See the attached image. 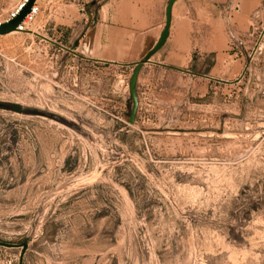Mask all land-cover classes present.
Here are the masks:
<instances>
[{
    "label": "rangeland",
    "instance_id": "1",
    "mask_svg": "<svg viewBox=\"0 0 264 264\" xmlns=\"http://www.w3.org/2000/svg\"><path fill=\"white\" fill-rule=\"evenodd\" d=\"M239 8L210 81L156 64L133 123L135 66L0 40V264H264V0Z\"/></svg>",
    "mask_w": 264,
    "mask_h": 264
},
{
    "label": "crops",
    "instance_id": "2",
    "mask_svg": "<svg viewBox=\"0 0 264 264\" xmlns=\"http://www.w3.org/2000/svg\"><path fill=\"white\" fill-rule=\"evenodd\" d=\"M19 1L0 0V21H6L10 11ZM39 5L33 18L24 19L22 29L0 34V40L18 33L33 35L47 45L57 38L70 42L64 45L63 54L81 64L89 60L98 63L104 72L118 71L141 61L156 44L166 24L169 0H94L95 17L89 25L88 11H81L83 3L75 2L77 14L66 13L67 0H35ZM70 1V0H69ZM227 0H175L169 34L163 45L144 62L137 86L148 80L151 68L160 63L174 70L185 72L197 60L202 59L207 72L203 80L210 81L215 67V57L226 49V20L222 6ZM242 18L250 14L259 0H239ZM71 2V1H70ZM20 4V3H19ZM18 4V6H19ZM60 14V16H58ZM236 22L239 21L236 19ZM73 42V44H72ZM55 52L47 50L46 55ZM212 58L210 65L209 58ZM149 67V68H147ZM150 79V78H149Z\"/></svg>",
    "mask_w": 264,
    "mask_h": 264
},
{
    "label": "water",
    "instance_id": "3",
    "mask_svg": "<svg viewBox=\"0 0 264 264\" xmlns=\"http://www.w3.org/2000/svg\"><path fill=\"white\" fill-rule=\"evenodd\" d=\"M34 1L35 0H26L24 2L23 8L20 10V12L16 16L9 18L6 21L0 22V34L9 32L13 29H18V26L21 23H23L26 15L31 11ZM174 2L175 0H169L167 4L166 24H165L164 29L161 32V35L158 41L146 53L144 58L141 61L137 62L132 72L131 79H130V91L133 97V104H132V110L130 112V118H129L131 123L135 122L138 107H139V97H138V92H137V82H138L139 72L144 64V61L148 60L154 54V52H156L163 45V43L165 42L168 36L170 25H171V19H172V6ZM0 105H3V102L0 101Z\"/></svg>",
    "mask_w": 264,
    "mask_h": 264
},
{
    "label": "built area",
    "instance_id": "4",
    "mask_svg": "<svg viewBox=\"0 0 264 264\" xmlns=\"http://www.w3.org/2000/svg\"><path fill=\"white\" fill-rule=\"evenodd\" d=\"M26 0H23L22 3H24ZM22 3L19 4V6L16 7L15 11L11 12V14L8 16L7 19L9 18H12L14 16L17 15V12L20 11L21 8H23V5ZM239 8V2L238 1H235V0H229V2H226L223 6H222V11H223V14H224V17L225 19H231L234 11ZM39 9V5L36 4L35 2L33 3L32 5V9L31 11L27 14L26 17L28 18H33V16L35 15V13L38 11ZM2 22V21H0ZM24 27V21L23 23H21L19 26H18V29H22Z\"/></svg>",
    "mask_w": 264,
    "mask_h": 264
},
{
    "label": "bare ground",
    "instance_id": "5",
    "mask_svg": "<svg viewBox=\"0 0 264 264\" xmlns=\"http://www.w3.org/2000/svg\"><path fill=\"white\" fill-rule=\"evenodd\" d=\"M22 5H23V3H22ZM24 6V5H23Z\"/></svg>",
    "mask_w": 264,
    "mask_h": 264
}]
</instances>
